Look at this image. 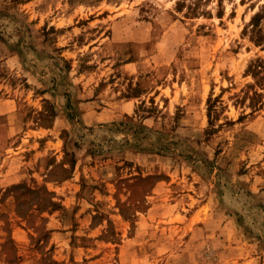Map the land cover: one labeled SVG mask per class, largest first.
<instances>
[{
    "label": "rangeland",
    "instance_id": "1",
    "mask_svg": "<svg viewBox=\"0 0 264 264\" xmlns=\"http://www.w3.org/2000/svg\"><path fill=\"white\" fill-rule=\"evenodd\" d=\"M177 2L0 0V264H264V0Z\"/></svg>",
    "mask_w": 264,
    "mask_h": 264
},
{
    "label": "trees",
    "instance_id": "2",
    "mask_svg": "<svg viewBox=\"0 0 264 264\" xmlns=\"http://www.w3.org/2000/svg\"><path fill=\"white\" fill-rule=\"evenodd\" d=\"M178 6L183 7L188 5V7L192 10V12H196V9L198 7V0H194L192 2L188 3V0H178Z\"/></svg>",
    "mask_w": 264,
    "mask_h": 264
}]
</instances>
